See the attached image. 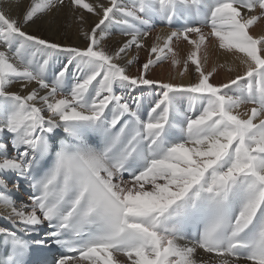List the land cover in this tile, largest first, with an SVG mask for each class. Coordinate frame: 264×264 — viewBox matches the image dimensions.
Returning <instances> with one entry per match:
<instances>
[{"label":"snow or ice","instance_id":"1","mask_svg":"<svg viewBox=\"0 0 264 264\" xmlns=\"http://www.w3.org/2000/svg\"><path fill=\"white\" fill-rule=\"evenodd\" d=\"M15 6H0V264H264V0ZM63 9L83 47L24 30ZM157 21L170 31L148 45ZM112 25L127 39L109 49ZM165 61L179 80L150 77Z\"/></svg>","mask_w":264,"mask_h":264},{"label":"bare ground","instance_id":"2","mask_svg":"<svg viewBox=\"0 0 264 264\" xmlns=\"http://www.w3.org/2000/svg\"><path fill=\"white\" fill-rule=\"evenodd\" d=\"M22 5L26 6L29 3V0H21ZM88 2H93V0H88ZM11 5V7H9ZM0 6L5 7L9 14L12 17H17L22 11L23 7H17L15 6V0H2V3H0ZM70 14L68 13L67 9L61 10L60 13L56 14L57 17V25L50 24L51 17H45L44 19H39L35 23L27 25L24 30L30 34L38 35L44 38H48L51 40H55L58 42H62L65 44H71V45H79L81 47L84 46V42L81 37L77 35L75 26H73L71 29H65L63 27H58V25H62L65 19H68ZM95 22V17L90 16L89 17V24H93ZM170 29L166 28L164 23L157 21L156 26L154 30L152 31V34L146 39V44L151 45L154 41L155 36L159 33L161 35L166 34ZM207 31V29H206ZM252 34L254 35H264V25L254 26V28L251 30ZM110 35L106 41H104V46L111 49L117 47L120 43H122L127 37L122 36L121 32L119 30L118 26L112 25L109 29ZM175 47V45H174ZM179 50L181 52L182 56H185L187 54V51L190 50V46L187 45L186 42H180L179 44ZM136 52L135 48L132 49V54L134 55ZM217 52H222V50H218V47L216 45V42L213 40V44L209 46V67H211L212 63L218 62L223 63V58L221 57L219 60L217 59ZM148 58V52L146 50H140L139 52V63H144ZM228 64L236 67L238 65V62H234L232 58H228ZM137 64H133L129 67L128 71L131 75L137 74ZM242 71V67L240 68ZM150 77L154 79H163L168 80L170 77H175L177 80L180 79V77L177 74V70H173L169 64V62L165 61L158 66H154L152 71L150 72ZM230 75H234V73H229L226 69H221L219 72V75L217 76L218 81H225ZM185 82L187 80L185 79ZM36 85L33 84L32 87H35ZM19 89V85H14L12 87V91H16ZM145 103L147 104L148 100L151 99V97L146 93L145 94ZM248 107H251V105H248ZM185 109H187V102H185ZM243 111V109H241ZM11 187V185H10ZM16 197L18 200H27V195L25 191H21L20 193H16ZM4 212L3 208H0V215H2ZM0 227H12V225L5 219H0Z\"/></svg>","mask_w":264,"mask_h":264}]
</instances>
